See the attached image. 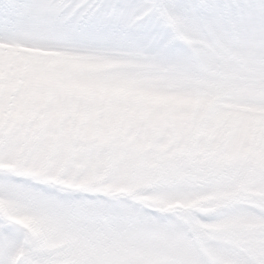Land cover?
Masks as SVG:
<instances>
[{
  "label": "rangeland",
  "instance_id": "obj_1",
  "mask_svg": "<svg viewBox=\"0 0 264 264\" xmlns=\"http://www.w3.org/2000/svg\"><path fill=\"white\" fill-rule=\"evenodd\" d=\"M141 198L264 227V0H0V264H264Z\"/></svg>",
  "mask_w": 264,
  "mask_h": 264
}]
</instances>
